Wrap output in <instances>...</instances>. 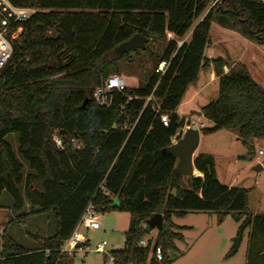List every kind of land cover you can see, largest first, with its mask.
I'll return each mask as SVG.
<instances>
[{
  "label": "trees",
  "instance_id": "1",
  "mask_svg": "<svg viewBox=\"0 0 264 264\" xmlns=\"http://www.w3.org/2000/svg\"><path fill=\"white\" fill-rule=\"evenodd\" d=\"M9 1L35 12L22 22L23 36L0 69V208L6 193L11 222L51 212L55 226L49 236L37 238L41 246L36 248L18 244L4 229L0 264H68L59 248L89 203L96 211L130 215L122 249L111 251L116 264H145L151 243L160 247L162 260L152 255L148 264H170L169 253L185 228L172 218L191 211L230 212L238 226L226 256L237 251L248 230L246 264H264V213L249 212L248 190L221 183L214 159L206 153L193 161L201 176L183 182L173 174L176 158L163 152L185 124L176 108L187 86L211 64L217 95L200 111L212 126L200 132L232 131L252 157L253 139L264 138V88L244 64L208 59L204 50L212 21L264 46V1ZM135 33L148 40L173 36L158 60L167 67L163 74L155 73L156 62L144 84L126 88L131 100L115 93L110 107L100 106L92 90L117 74L112 68L115 47ZM140 49L146 50V44ZM150 94L168 114L167 126L150 104L144 105ZM12 133L17 135L16 152L6 140ZM54 133L63 139L61 150L52 142ZM113 199L118 204L111 208ZM154 213L162 214V228L141 247L139 241L149 231L144 221Z\"/></svg>",
  "mask_w": 264,
  "mask_h": 264
},
{
  "label": "rangeland",
  "instance_id": "2",
  "mask_svg": "<svg viewBox=\"0 0 264 264\" xmlns=\"http://www.w3.org/2000/svg\"><path fill=\"white\" fill-rule=\"evenodd\" d=\"M264 1V0H263ZM218 26L213 23L210 28V38H221V48L231 58L232 55H239V59L245 64L250 76L264 88V46L257 45L238 33H227L221 35L216 32ZM170 39L173 36H168ZM188 37V32L184 36ZM183 37V39H184ZM167 40V38H166ZM164 39L148 40L145 44L146 50L137 48L129 55L118 56L112 66L113 70L124 79L127 88H135L144 84L149 78L155 63L158 62L162 51L166 46ZM220 49V48H219ZM224 53V52H223ZM235 58V57H234ZM255 63L256 65H253ZM205 72L200 71L196 85L203 83ZM214 92L217 95V82L209 83L205 88L204 95L197 97L196 102H203L207 95ZM211 99V100H212ZM194 110L192 105L184 104L177 108V112L182 116ZM196 111V110H195ZM195 114H190L185 123L195 122ZM192 117V118H191ZM212 124V122H208ZM182 134V133H181ZM181 136V135H180ZM214 141L207 140L210 146L207 150H212L218 166L220 182L225 185L246 188L248 190L249 212L264 213V138L256 139L253 142V155L247 157V148L239 140H235L232 135L220 134L215 136ZM13 150L17 151V135L12 133L6 136ZM205 144L202 142L198 148L203 150ZM261 150L262 153L257 152ZM198 152L196 151L194 156ZM260 164L262 170L256 172L253 167ZM182 181L186 177L181 176ZM3 207L0 208V235L5 231L18 244L27 248L41 246L37 239L42 236H49L54 229V216L51 212L31 213L25 217L21 216L18 221L11 222L12 213L10 210L11 199L3 193L1 197ZM30 206L25 204V209ZM100 223L97 230L81 229L89 240L90 248H93L98 241H106V250L112 251L122 247L124 243V233L131 221L128 212L114 209L96 211ZM172 221L177 225L187 226L181 230L182 239L175 242L176 249L169 253L170 264H246L248 247V230L243 233L242 240L237 251L226 256L232 245V239L236 235L238 224L232 218L230 212L218 215L216 212H187L180 217H173ZM155 229L145 233L144 238L153 240L156 237ZM83 254L75 252L68 264H104V254L89 251ZM147 259L145 264H148Z\"/></svg>",
  "mask_w": 264,
  "mask_h": 264
},
{
  "label": "built area",
  "instance_id": "3",
  "mask_svg": "<svg viewBox=\"0 0 264 264\" xmlns=\"http://www.w3.org/2000/svg\"><path fill=\"white\" fill-rule=\"evenodd\" d=\"M216 1L217 0H214V2ZM34 12L35 9L33 8L17 6L11 3L9 0H0V69L8 63L12 55L13 45L18 43L23 36L24 31L22 22L27 20ZM167 35L170 36V34H166V38L169 39ZM181 43L182 41H177L178 46ZM166 67L167 62L160 61L154 68V72L163 74ZM126 88L127 86L121 76L118 74H110L92 90V98L98 105L110 107L113 104V96L115 93L126 96L127 101L132 99L131 95L125 94ZM143 101L144 105L150 104L155 112L158 113L160 122L164 126H167L169 123V116L167 113L160 111L159 101L155 99L152 94L144 97ZM190 126L197 127L198 125L196 122L192 121L185 123L184 126L171 137V142H176V137L181 135L186 127ZM52 142L57 149H63V139L56 133H54L52 136ZM74 147L78 148L79 145L75 143ZM261 153L262 151L259 150L258 154ZM99 228L100 223L97 212L93 205L89 203L82 211L71 234L61 244L59 253L67 257H72L75 252H81L83 254L81 260L83 261L85 253L94 251L105 255L104 264H116L111 251L106 250V241H98L95 243L93 248H90L89 240L81 230H97ZM139 245L141 247H146L147 239L143 237L139 241ZM152 255L156 261L162 260L160 247H153L151 243L149 251H147V258L149 259Z\"/></svg>",
  "mask_w": 264,
  "mask_h": 264
},
{
  "label": "crops",
  "instance_id": "4",
  "mask_svg": "<svg viewBox=\"0 0 264 264\" xmlns=\"http://www.w3.org/2000/svg\"><path fill=\"white\" fill-rule=\"evenodd\" d=\"M213 23L214 24H216L218 27V31H216V32H218L219 34H220V36L221 35H227V33H230V32H233V33H238V32H236V31H233V30H230V29H227V28H224V27H222V26H220V25H218L216 22H214V21H212L211 22V26L213 25ZM211 26H210V28H211ZM230 31V32H229ZM209 32H210V29H209ZM212 34V33H211ZM211 34L209 33V42H208V44H207V46L205 47V50H204V55L208 58V59H212V58H216V57H222V58H224V59H226V61H227V64L228 65H233L234 63H236V62H240V63H242L241 62V60L239 59V55L238 54H236V55H232V57L233 58H231L230 59V57H229V55L224 51V50H222L223 48H221V45H219L220 43H221V38H218V39H216V38H213V39H211L210 38V36H211ZM239 34V33H238ZM171 35V34H170ZM172 36V35H171ZM189 36H190V31H188V37H184V39L183 40H187L188 38H189ZM220 48V49H219ZM224 52V53H223ZM235 57V58H234ZM242 64H244V63H242ZM245 65V64H244ZM253 65H256L255 63H253ZM204 71L205 72V74H204V77H203V83L201 84V85H196V83H195V81H197L198 80V77H199V73H198V76H197V79L194 81V82H192V83H190L188 86H187V88H186V90H185V92H184V94H183V96H182V98H181V101H180V103H179V105L177 106V108L180 106V105H184V104H190V105H192V108L194 109V110H196V111H200V108L204 105V104H206L207 102H209L214 96H215V94H214V92L212 93V94H209V95H207V96H205V97H207V98H205L204 100H203V102H199V103H197L196 102V99H197V97L199 96V95H201V94H203L204 95V91H205V88H207V86H208V84L209 83H215V82H217V77L214 75V72H213V69H212V65L210 64L209 65V67L208 68H202V69H200L199 70V72L200 71ZM223 70L224 71H227L228 70V67L227 66H224L223 67ZM252 78V77H251ZM253 79V78H252ZM255 81V80H254ZM136 88V87H135ZM177 108H176V113L180 116V117H183L184 119H185V121L188 119V117H189V115L192 113V111H194V110H192L191 112H189L187 115L188 116H182V115H180L178 112H177ZM201 112V111H200ZM192 118V117H191ZM195 119L196 120H193V121H195L196 123H197V128L200 130L202 127H211L212 126V124H209L208 122H209V120H207L204 116H203V114L201 113V115L200 116H195ZM222 132H224V134H228V135H232L233 137H234V139L235 140H239L238 138H237V135L234 133V132H232V131H228V130H224V129H221V130H218V131H215V132H213V133H209V134H203V133H201L200 132V136H199V144H198V147H197V149H196V151L198 152V153H206V154H210L212 157H213V159H214V164H215V172H216V176H217V178H218V180L219 181H221L220 180V178H219V172H218V166H217V162H216V160H215V156H214V154H213V152H212V150L210 151V150H207V148L208 147H210V146H206L207 145V140H212V141H214V138H216L215 136H219L220 134H222ZM240 141V140H239ZM254 141H256V139H253V141H252V144H253V142ZM204 143L205 145V148L203 149V150H199L198 151V148H199V146L201 145V143ZM258 153V152H257ZM261 170H262V167H261ZM199 173V172H198ZM197 176H201V174L199 173ZM222 183V182H221ZM227 186H230V185H227ZM177 225V224H176ZM178 226H182V227H187V226H185V225H178ZM68 258H70L71 259V257H68ZM70 259H68V263L70 262ZM104 261H105V255H104Z\"/></svg>",
  "mask_w": 264,
  "mask_h": 264
},
{
  "label": "water",
  "instance_id": "5",
  "mask_svg": "<svg viewBox=\"0 0 264 264\" xmlns=\"http://www.w3.org/2000/svg\"><path fill=\"white\" fill-rule=\"evenodd\" d=\"M148 41V38L140 33H135L128 39L120 42L115 47V53L117 56H121L124 53H127L136 48H141L144 46V43ZM192 114L197 116L201 115L200 111H192ZM200 130L197 127H186L180 138L176 142L171 143L169 146L163 148V152L169 153L176 158V165L173 168V174L175 176H184V177H197L193 165L194 154L199 144ZM253 169L258 172L261 170V165L257 164ZM118 204L117 199H113L111 208L115 207ZM163 218L161 213H154L148 219L144 221L145 226L149 230L155 229L160 231L162 228ZM119 250L122 247L118 248Z\"/></svg>",
  "mask_w": 264,
  "mask_h": 264
},
{
  "label": "bare ground",
  "instance_id": "6",
  "mask_svg": "<svg viewBox=\"0 0 264 264\" xmlns=\"http://www.w3.org/2000/svg\"><path fill=\"white\" fill-rule=\"evenodd\" d=\"M199 173H198V171L196 172V176L198 175Z\"/></svg>",
  "mask_w": 264,
  "mask_h": 264
}]
</instances>
